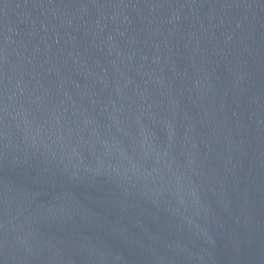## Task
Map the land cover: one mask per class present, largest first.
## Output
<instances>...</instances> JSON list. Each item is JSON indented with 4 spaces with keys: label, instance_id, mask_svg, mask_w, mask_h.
I'll list each match as a JSON object with an SVG mask.
<instances>
[{
    "label": "water",
    "instance_id": "water-1",
    "mask_svg": "<svg viewBox=\"0 0 264 264\" xmlns=\"http://www.w3.org/2000/svg\"><path fill=\"white\" fill-rule=\"evenodd\" d=\"M0 264H264V0H0Z\"/></svg>",
    "mask_w": 264,
    "mask_h": 264
}]
</instances>
